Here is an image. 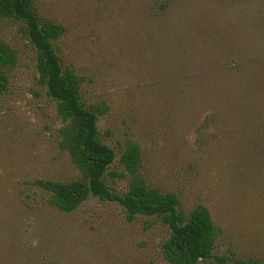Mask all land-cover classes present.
Listing matches in <instances>:
<instances>
[{
    "label": "rangeland",
    "instance_id": "rangeland-1",
    "mask_svg": "<svg viewBox=\"0 0 264 264\" xmlns=\"http://www.w3.org/2000/svg\"><path fill=\"white\" fill-rule=\"evenodd\" d=\"M33 1L65 29L56 44L82 101L106 107L108 170L124 173L120 151L135 143L147 185L185 213L204 205L220 229L204 264H264V0ZM0 41L16 56L0 94V264H166L154 218L91 195L70 212L48 205L33 180L78 172L21 25L0 20ZM106 181L121 194L128 176Z\"/></svg>",
    "mask_w": 264,
    "mask_h": 264
},
{
    "label": "trees",
    "instance_id": "trees-1",
    "mask_svg": "<svg viewBox=\"0 0 264 264\" xmlns=\"http://www.w3.org/2000/svg\"><path fill=\"white\" fill-rule=\"evenodd\" d=\"M0 20L18 22L32 46L37 81L55 103L60 123L57 146L78 172L77 178L67 182L33 180L47 194L48 205L70 212L90 195L101 202H116L128 220L137 215L151 217L168 229L160 246L166 264H204L220 232L204 205L197 204L185 213L173 193L149 187L140 172V150L133 142L126 143L119 154L118 163L124 173L108 170L115 155L102 143L96 128V115L103 114L106 107L103 103L85 104L79 79L70 66L62 65L56 42L64 27L40 17L33 0H0ZM15 62L14 50L0 41V94L7 87L6 70ZM113 175L128 176L127 188L121 194L106 181Z\"/></svg>",
    "mask_w": 264,
    "mask_h": 264
}]
</instances>
